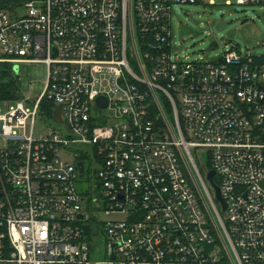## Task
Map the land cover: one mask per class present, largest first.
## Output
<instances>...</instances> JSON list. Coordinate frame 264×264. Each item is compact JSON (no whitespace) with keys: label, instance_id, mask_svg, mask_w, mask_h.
<instances>
[{"label":"built area","instance_id":"obj_1","mask_svg":"<svg viewBox=\"0 0 264 264\" xmlns=\"http://www.w3.org/2000/svg\"><path fill=\"white\" fill-rule=\"evenodd\" d=\"M201 2L0 0V63L47 67L0 115V264H264V57L182 58Z\"/></svg>","mask_w":264,"mask_h":264},{"label":"rangeland","instance_id":"obj_2","mask_svg":"<svg viewBox=\"0 0 264 264\" xmlns=\"http://www.w3.org/2000/svg\"><path fill=\"white\" fill-rule=\"evenodd\" d=\"M214 1L215 6H210ZM205 4L175 6L172 14L174 30L173 47L182 58L190 61H213L226 52L238 49L242 53L264 57V6L240 5L237 0H204ZM231 21L225 30L219 24ZM18 81V94L28 110L34 109L47 84V67L43 64H18L15 68ZM15 99L16 93H12ZM27 100L29 102H27ZM19 100H0V115H6L16 107ZM37 122V134H46V126ZM1 141V140H0ZM192 155L195 158V154ZM185 156V155H184ZM201 161L206 165L207 156ZM209 186L210 184L207 183ZM102 221L117 216L102 215ZM105 246L99 251L104 252ZM105 257L100 256V260Z\"/></svg>","mask_w":264,"mask_h":264},{"label":"trees","instance_id":"obj_3","mask_svg":"<svg viewBox=\"0 0 264 264\" xmlns=\"http://www.w3.org/2000/svg\"><path fill=\"white\" fill-rule=\"evenodd\" d=\"M18 87V81L13 66L7 63H0V100H15L18 97ZM12 93H16L15 99L13 98ZM197 165L202 176L205 175L207 170L211 169L210 164L206 166H201L200 164Z\"/></svg>","mask_w":264,"mask_h":264},{"label":"water","instance_id":"obj_4","mask_svg":"<svg viewBox=\"0 0 264 264\" xmlns=\"http://www.w3.org/2000/svg\"><path fill=\"white\" fill-rule=\"evenodd\" d=\"M230 23H231V21H227V22L220 23L219 24V28L221 30H225L227 28L228 24H230ZM0 57H1V54H0ZM97 103L102 108H107L108 107V100L105 97L98 98ZM78 163H79L80 171L82 172L83 171L82 163L81 162H78ZM215 176H216V173L214 171H210L207 174L206 177H207V180H208L209 184L211 185V187L213 188V190L215 192V199H216V201L220 204L222 211L225 212L227 210V204L224 201V199L222 198L220 188L215 183ZM81 218H82V216H81ZM97 234H98V230L95 228L94 229V235L96 236ZM101 244H102V240L100 239L97 242V245H101Z\"/></svg>","mask_w":264,"mask_h":264},{"label":"crops","instance_id":"obj_5","mask_svg":"<svg viewBox=\"0 0 264 264\" xmlns=\"http://www.w3.org/2000/svg\"><path fill=\"white\" fill-rule=\"evenodd\" d=\"M201 3H202V4H205L204 0H202ZM201 3H200V4H201ZM212 3H214V6L216 5L214 1H211V2H210V6H213ZM16 99H17V98H16Z\"/></svg>","mask_w":264,"mask_h":264}]
</instances>
